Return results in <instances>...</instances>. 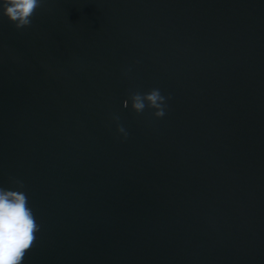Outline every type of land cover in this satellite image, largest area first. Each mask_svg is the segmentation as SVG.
I'll list each match as a JSON object with an SVG mask.
<instances>
[{"label":"water","instance_id":"water-1","mask_svg":"<svg viewBox=\"0 0 264 264\" xmlns=\"http://www.w3.org/2000/svg\"><path fill=\"white\" fill-rule=\"evenodd\" d=\"M152 88L162 119L122 107ZM9 177L41 225L24 264H264V0H45L21 30L0 15Z\"/></svg>","mask_w":264,"mask_h":264},{"label":"clouds","instance_id":"clouds-1","mask_svg":"<svg viewBox=\"0 0 264 264\" xmlns=\"http://www.w3.org/2000/svg\"><path fill=\"white\" fill-rule=\"evenodd\" d=\"M45 0H0V15H3L16 30L30 27L32 19ZM131 69H125L127 75ZM170 96L162 94L159 88L147 92L131 91L122 102L123 108H131L137 115L152 110L155 119H162L168 110ZM116 132L127 139L128 132L119 123L120 117L113 114ZM9 183L15 190L0 187V264H24V259L37 241L41 225L37 222L25 184L21 179L9 177Z\"/></svg>","mask_w":264,"mask_h":264}]
</instances>
